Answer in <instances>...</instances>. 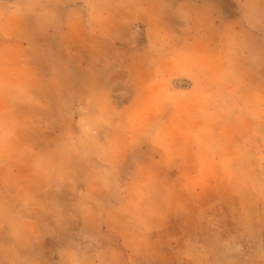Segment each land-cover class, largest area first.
<instances>
[{
  "label": "rangeland",
  "instance_id": "1",
  "mask_svg": "<svg viewBox=\"0 0 264 264\" xmlns=\"http://www.w3.org/2000/svg\"><path fill=\"white\" fill-rule=\"evenodd\" d=\"M0 7L57 102L0 144V264H264V0Z\"/></svg>",
  "mask_w": 264,
  "mask_h": 264
},
{
  "label": "crops",
  "instance_id": "2",
  "mask_svg": "<svg viewBox=\"0 0 264 264\" xmlns=\"http://www.w3.org/2000/svg\"><path fill=\"white\" fill-rule=\"evenodd\" d=\"M1 10L4 9L0 7V13ZM23 38L20 36V29H17L15 13L5 12L2 17L0 15V144L7 141L11 144L31 145L30 131L35 126L32 124L34 121L32 122L30 117L26 119L25 114L40 111L42 121H46L43 113H47L50 107L53 108L57 103L55 96L45 93L46 85L33 87L32 82L40 80L42 77L41 72L36 71L40 61L33 56L30 44ZM239 78L240 73L232 74L233 81H238ZM211 86L207 87L201 95L209 96ZM235 88L233 87L232 90L235 91ZM216 93L223 96L222 90ZM222 108V106L219 107V111H222ZM210 110L211 108H209ZM185 111H192V107L189 106ZM5 128L17 131L6 138L3 132ZM187 132L189 135H185L188 138L183 140L184 143L191 144L194 137H199L191 130ZM199 134L201 135V133ZM28 150L23 152L25 156L29 155ZM10 171L12 176L14 170ZM19 188L22 191L25 189L23 186H19ZM106 215L107 213L104 217L105 221L108 218Z\"/></svg>",
  "mask_w": 264,
  "mask_h": 264
}]
</instances>
